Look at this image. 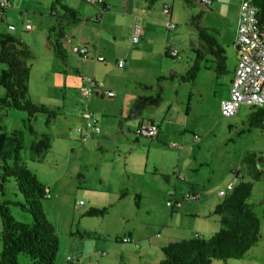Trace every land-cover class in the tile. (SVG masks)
I'll list each match as a JSON object with an SVG mask.
<instances>
[{
	"label": "rangeland",
	"instance_id": "obj_1",
	"mask_svg": "<svg viewBox=\"0 0 264 264\" xmlns=\"http://www.w3.org/2000/svg\"><path fill=\"white\" fill-rule=\"evenodd\" d=\"M15 5L5 9L4 16L0 17V33L10 34L29 47L33 57L27 61L30 66L28 95L35 103L53 110L56 114L49 127L45 126L47 120L45 115L37 116L31 124L38 136L44 135L50 139V149L43 159L41 161L31 160L29 146L33 138L27 134L25 135V148L21 152L22 161L28 170L36 175L38 181L51 192L49 197L41 202V207L58 238L59 248L55 264H67L68 261L73 264H128L133 259V254L127 250L129 247L127 244L117 243L116 238H121L126 231L135 227L137 221L147 220L148 217L152 219L160 217V215L150 216L138 211L135 200L133 201L130 196L117 201L112 200L114 199L112 197H106L110 194L101 195L98 192L99 189L111 192L120 180L130 188H132V183L140 185L145 178V168L150 165L151 157L155 155L153 151L143 147L146 146L143 143L149 141L150 138L138 136L136 127L133 126L125 134L130 143H127L117 128L113 115L119 111L118 100L125 91L129 93L142 89L150 93L148 89L153 88L156 90V95H160L161 102L165 101L163 106H172L170 111L174 109V116L178 123L188 129L187 135L190 138L188 146H194L195 153L198 151L196 146H205L198 160L208 159L209 164L200 173L203 178H209L210 182H205V185L208 183L209 186L213 185L214 191L218 189L222 180L227 177L233 178L232 171L238 167L235 159L243 153V150H238L240 146H257L260 142H264V137L259 130L250 127L248 121L242 118L248 112L246 107L241 109L238 116L222 117L219 104L221 97L227 93V87L222 84L227 77V71L223 75L201 71L202 75L195 82L200 65L197 58L193 59L195 61L189 69L180 73V70L177 72L173 70L181 69L180 65H177L179 59L171 58L168 54L161 56L140 54L134 58L133 65L122 57L121 61L125 63L123 69L118 68L116 62L111 64L116 71L110 77V82L119 87L112 91L117 98L94 97L101 112H91L97 121L96 126L100 129V133L93 132L88 127V122L83 119V115L88 114V110H81L84 98L80 94V88L84 86L82 79H92V69L89 66L84 68L85 75L76 71L78 62L84 60L87 63L89 59H83L79 52L71 55L67 50L66 60L58 59L45 46L42 37L46 23L51 21L50 9L40 2L37 3L36 0H17ZM90 21L95 22L96 20L93 18ZM10 25L15 28L14 31L8 29ZM175 25L174 31L164 29L168 52L176 49L180 57L185 59L186 53H191L189 51L190 42L198 40L196 39L198 31L190 22L175 21ZM32 26L35 27L34 30L30 34L25 33L27 30L30 31ZM198 26L202 28L200 22ZM200 41L203 43L201 39ZM117 42H123L121 37ZM127 43H119L113 52L121 55V51L138 49V46H133L130 41ZM195 47L198 55L199 47L197 45ZM92 63L89 62V64ZM94 63H97L96 60ZM227 63L229 62L226 58V69ZM194 67L197 68L194 81H182L181 77H185ZM179 73L182 76H178ZM172 74L174 76L170 79ZM208 74L212 76L211 79L206 77ZM158 76L166 79L159 82L156 80ZM215 77L216 79L218 77V81H215ZM175 90H177V98H175ZM3 93L4 90L0 89V96ZM25 120L26 114L23 112L0 109V126L5 132H26ZM126 121L128 119H124V122ZM104 131L110 133L105 138L109 144L103 146L102 150H98V140H100L98 136ZM194 136L198 137V143L193 142ZM118 137L121 143L116 149ZM166 146L185 145L172 141ZM194 156L188 155V160H193ZM261 163L264 166V160ZM241 171L244 174L243 180L250 182L253 186L248 203L260 222L261 238L242 260L214 261L212 264H264V178L252 179V174L250 176L252 169L246 165H243ZM1 173L0 169V175ZM100 180H102L101 183ZM98 196L103 199L108 198V200L98 201ZM170 199L171 197L167 196L161 202L158 192H153L147 194L142 202L144 206L152 205L158 210L164 206L170 211L171 209L166 206V202ZM89 200L94 201L97 209L98 203H107L100 209L108 208V213L104 217H88L85 216L87 208L76 210L75 205L80 202H84L89 207ZM20 201L22 197L17 191L16 182L13 179H7L3 190L0 191V204ZM8 209L15 220L32 223V217L19 207L8 204ZM1 231L0 218V234ZM137 232L140 235L143 234L140 229ZM201 235L206 237L205 234ZM21 258L25 260L24 257Z\"/></svg>",
	"mask_w": 264,
	"mask_h": 264
},
{
	"label": "crops",
	"instance_id": "obj_2",
	"mask_svg": "<svg viewBox=\"0 0 264 264\" xmlns=\"http://www.w3.org/2000/svg\"><path fill=\"white\" fill-rule=\"evenodd\" d=\"M16 1L5 0V2L10 4V8L11 6H16ZM54 1L36 0L37 3L40 2V4L44 7L46 6L48 9H50ZM59 1L80 17L79 22L66 27L64 39L65 49L71 55L78 54L81 48H87L89 50L87 58L89 61L87 63L84 60L78 62L77 73L85 75L83 69L88 66L91 67L92 79L103 83L104 88L108 91H113L114 88L118 87L110 82V77L116 71L111 66L113 62L117 64L123 60L122 57H125V61H130V64L133 65L134 58L140 54L158 56L168 54L169 48L166 42V35L164 34V29L168 30L167 24L169 22L175 24V21L178 23H191L193 17L199 15L200 26L210 38L215 40L224 52L227 62H229L227 63L226 69L228 73L227 77L222 81L224 87H227V93L221 97L220 104L222 101L229 99L238 62V51L235 47V41L240 18V0H211L212 4L209 7L204 5L200 0H103L109 5V8L105 11H102L99 6L85 4L82 0ZM164 5L169 6L168 12L164 11ZM49 17L51 21L50 23L48 22L49 24L46 23L44 32H42L45 46L48 32L54 26L55 21L51 15ZM93 18H95V22L90 21ZM135 24L142 28L140 41L136 45L138 49L121 51V55H116V52L113 51L119 43L128 44L127 42L130 41L132 29ZM30 28L31 30L28 31L26 29L27 32L25 33L30 34L35 27L32 26ZM14 29L13 27L12 30L14 31ZM119 37H121L123 42H117ZM196 39H198L196 42L193 40L190 42L189 51L191 53H186L185 59H183L184 57L181 58L180 55L176 57L179 59V64L177 65H180L181 69H173L176 72L177 70H180V73L185 72L192 65V62L195 61L193 59L197 58V62L200 65L195 82L202 75L201 71L215 73L214 57L208 47L200 41L199 35H197ZM114 44L115 46H113ZM195 44L199 47L200 52H198V55ZM97 55L104 58V62L100 63L96 61L97 63H94ZM90 61L93 63L89 64ZM180 73L178 76H182ZM160 77L158 76L156 80ZM206 77L211 79L212 76L208 74ZM85 81L82 79L83 83ZM215 81H218V77ZM148 91L150 93L142 89L129 93L125 91L121 99L118 100L119 111L113 115L117 128L123 134V138L127 143H130V140L128 137H125V134L133 126L137 129L147 127L149 124H156L158 126L159 130L157 135L143 143L146 145L143 147L149 151H153L155 154L151 157L150 165H147L145 168V178L140 185L132 183V188L127 184H123V181L120 180L115 184V188L111 192L106 189H99L98 191L101 195L110 194L106 197H112L114 198L112 200L117 201L130 196L133 201L135 200L134 202L138 211L147 213L150 216L154 214L156 216L160 215V217L155 219L148 217L147 220L137 221L135 227L126 231L121 238H116L117 243L127 244L129 246L127 250L133 254V259L128 264H159L164 259L162 250L169 244L196 237L208 239L218 232L221 226L220 217L214 215L213 212L217 205L222 202L223 198L219 197L217 192L231 182H234L236 185L240 181L245 182L243 180L244 174L241 171L243 165L252 169L250 173V176L252 174V179L253 172L261 175L258 179L261 177L264 178V166L261 163L264 160V142L261 140L262 142L257 146L239 147L238 150H243V153L237 157L238 159H235V161L237 160L238 167L232 171V179L227 177L222 180L216 191L212 188L213 185L209 186V183L205 185V182L209 181V178H203L200 172L204 167H208L209 161L208 159L198 160L205 146H196L198 149L197 153L194 152V146H192L193 148L188 146L190 142V138L187 135L188 129L178 123L174 116V109L170 111L172 106H163L165 101H162L157 105L145 106L139 113H133L134 105L139 98L155 97L156 90L152 88L148 89ZM174 94L175 98H177V90L174 91ZM94 97L100 99L107 98L102 92L97 93V95L89 100L84 99L81 110L86 109L88 110V114L91 115V112H101ZM114 98H117V95ZM243 107H246L248 112L242 118L248 121L250 127L258 129L264 137V115L257 112V109L242 106L236 114L237 116ZM92 117L94 118L93 115ZM124 119H128V121L124 122ZM108 135L110 133L104 131L102 135L98 136L100 138L98 140V150H102L103 146L109 144L108 141H105ZM138 136L135 137L136 140L139 139ZM172 141L179 142L185 146H166L168 142L170 143ZM198 141L193 142L198 143ZM120 143L121 139L118 137L115 146L116 149L120 147ZM188 155H195L194 159L188 160ZM101 156L103 157L104 155L102 154ZM168 157L169 159H167ZM237 173L240 175V179H237L236 175H234ZM101 182L102 180H100ZM153 192H158L161 202L166 199L168 194H173V199L176 202H181V206L177 209L170 208V211L166 210L163 205L161 210H158L152 205L144 206L142 200L144 197L146 198L147 194ZM189 195L195 196L196 199H188ZM99 197L98 201L102 200V202H105V199L108 200V198L103 199ZM89 202L90 206H85L87 211L89 209H97V205L93 203V200H89ZM106 204L98 203V209ZM25 222L28 221L25 220ZM138 229L143 231L142 235L138 234ZM201 234H205L206 237H202L203 235ZM123 238H128L131 242L123 243L121 242ZM136 244H138V247L135 246ZM71 264L73 263L71 262Z\"/></svg>",
	"mask_w": 264,
	"mask_h": 264
},
{
	"label": "trees",
	"instance_id": "obj_3",
	"mask_svg": "<svg viewBox=\"0 0 264 264\" xmlns=\"http://www.w3.org/2000/svg\"><path fill=\"white\" fill-rule=\"evenodd\" d=\"M260 14L264 12V0H258ZM105 11V10H104ZM50 15L55 25L50 28L46 46L61 61L66 60V49L63 45L65 29L80 21V17L59 0L50 7ZM4 10L0 9V17ZM200 16L191 20L199 38L208 47L215 59L214 70L218 75L226 73V57L214 39L198 26ZM29 47L20 39L7 33H0V109L16 110L26 114L25 130L5 132L0 126V191L7 179L16 182L17 191L22 201L0 204L2 223L0 264H55L59 243L54 227L46 219L41 202L49 197V189L40 183L37 177L28 170L22 161L21 152L25 148V135L33 140L29 151L31 160L41 161L50 149V139L38 136L32 128V121L39 115L47 117L45 126L49 127L56 114L53 110L35 103L28 95L30 66L32 59ZM194 67L182 81L193 82ZM173 74L169 77L173 78ZM166 78L160 77L158 81ZM161 102L160 95L139 98L134 105L133 113H139L147 105ZM254 109V108H253ZM264 115V108L257 109ZM261 175L253 172V178ZM252 184L240 181L233 191L223 197L217 205L214 215L220 217L221 228L208 239L200 237L171 243L163 248L164 259L159 264H212L214 261L242 260L244 256L260 241V222L248 203L252 193ZM8 204L19 207L32 217V223L15 220L9 212ZM108 208L89 209L85 216L104 217ZM24 257L25 260H21Z\"/></svg>",
	"mask_w": 264,
	"mask_h": 264
},
{
	"label": "built area",
	"instance_id": "obj_4",
	"mask_svg": "<svg viewBox=\"0 0 264 264\" xmlns=\"http://www.w3.org/2000/svg\"><path fill=\"white\" fill-rule=\"evenodd\" d=\"M90 5L99 6L102 11L107 10L109 5L103 0H82ZM207 7L211 6V0H200ZM258 0H240V18L238 24V31L235 41V47L238 51V62L234 74V79L231 85V94L229 99L224 100L220 104L221 115L224 118H230L235 116L242 106H248L254 109L264 108V12L260 14V9L257 4ZM10 7V4L0 0V9L5 10ZM164 11H169V6L164 5ZM8 29H13L12 26H8ZM169 31H174L176 25L169 22L167 24ZM142 28L135 24L130 42L137 45L140 41ZM89 50L82 48L79 51L80 56L83 59L88 58ZM171 58L179 56V52L176 49H171L168 52ZM97 62H104V58L97 55ZM124 61H119L117 66L124 67ZM103 93L107 98H114L115 93L108 91L104 88L103 84L95 81L94 79H87L84 82V86L80 88L81 96L89 100L97 93ZM83 118L87 120L88 127L93 132H100L99 127L96 126L97 121L91 114H84ZM158 126L156 124H149L147 127H141L136 130V134L147 138H154L158 133ZM199 139L194 136L193 141L197 142ZM176 147V146H172ZM236 175L237 179H240V175ZM236 184L234 182L229 183L225 188L217 192L219 197H225L228 193L233 191ZM171 197L166 202V206L172 209H177L181 206V202H176L173 199V194H168ZM188 199H196L195 196L189 195ZM84 202L77 203L75 205L76 210L85 208ZM123 243H130V239L123 238ZM138 247V244L135 245ZM68 264H71L68 261Z\"/></svg>",
	"mask_w": 264,
	"mask_h": 264
},
{
	"label": "water",
	"instance_id": "obj_5",
	"mask_svg": "<svg viewBox=\"0 0 264 264\" xmlns=\"http://www.w3.org/2000/svg\"><path fill=\"white\" fill-rule=\"evenodd\" d=\"M0 189H1V187H0Z\"/></svg>",
	"mask_w": 264,
	"mask_h": 264
}]
</instances>
